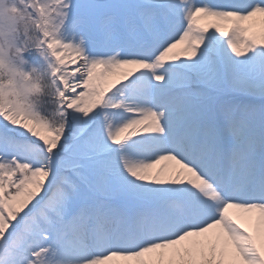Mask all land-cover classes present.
I'll return each mask as SVG.
<instances>
[{
    "label": "snow or ice",
    "instance_id": "snow-or-ice-1",
    "mask_svg": "<svg viewBox=\"0 0 264 264\" xmlns=\"http://www.w3.org/2000/svg\"><path fill=\"white\" fill-rule=\"evenodd\" d=\"M0 264H264V0H0Z\"/></svg>",
    "mask_w": 264,
    "mask_h": 264
}]
</instances>
